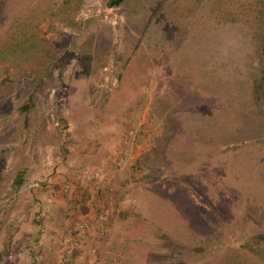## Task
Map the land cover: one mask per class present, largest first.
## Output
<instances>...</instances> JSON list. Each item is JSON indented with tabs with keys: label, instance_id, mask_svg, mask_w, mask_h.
<instances>
[{
	"label": "rangeland",
	"instance_id": "rangeland-1",
	"mask_svg": "<svg viewBox=\"0 0 264 264\" xmlns=\"http://www.w3.org/2000/svg\"><path fill=\"white\" fill-rule=\"evenodd\" d=\"M248 15L242 0H0V264H264ZM104 151L118 204L89 261L62 236L80 213L67 230L49 209L89 202L75 181Z\"/></svg>",
	"mask_w": 264,
	"mask_h": 264
},
{
	"label": "crops",
	"instance_id": "crops-1",
	"mask_svg": "<svg viewBox=\"0 0 264 264\" xmlns=\"http://www.w3.org/2000/svg\"><path fill=\"white\" fill-rule=\"evenodd\" d=\"M104 153H105L104 156L102 155L103 153H100L102 158V164H104V167L99 169L96 177L95 174L92 175L90 174L88 175L87 180L78 177V181H75L76 183L75 187H80L79 184L83 187V188H77L78 192L84 191V188L87 189L85 193L80 197V199L82 200L88 199L86 201L89 202L87 204H84L85 202L83 203L81 202L80 204H77L76 202L69 201L68 203H63V205L60 206L52 205V207H50L49 209L52 212L51 214H54V212H56V214H54L53 215L54 217L52 218L53 220L52 223H54L53 225L54 226L62 225L63 227H65V229L67 228V230L71 226L70 225L71 221H74L73 215H76L77 212L80 213V217L83 218L82 222L87 223L86 228L81 229V231L79 230L80 228H75V231L73 228L72 230L70 229L66 231L67 233L63 232L62 236L65 237L67 236V238H74V240L83 238L82 244L80 245V250L82 252L79 255L82 256L83 258L90 259L89 261H91L94 257L97 256L96 253L99 248L97 247V244L100 241L101 236L103 237L105 236V234L107 235L109 231L111 232V230H109L110 221L112 216H114V212L117 209L116 205L118 204L117 200L114 199L112 200L111 192H110V188H111L110 184L111 181L114 180L113 177L115 176L114 174L117 171L114 172L113 169L107 168L106 163L112 157H108V154L105 151ZM97 155L98 153L96 154L95 157H99V155L98 156ZM89 157L90 159L92 158L91 155L90 156L87 155L86 159L87 158L89 159ZM138 178L139 176L137 175L130 179V182L128 184L129 188L127 194H129L131 191L132 193L137 195V198H141L144 194H146L145 192L146 188L145 187L144 189L135 188V184H138L135 182V179ZM95 183H99V185L96 186L94 185ZM129 206H132V204H130ZM97 210H101L102 211L101 214H105V218L108 219V222L105 223L104 226H102L103 223L99 217L101 214L100 215L96 214ZM74 232L77 233L75 234ZM55 241H57V238L55 239ZM66 250L68 254L71 253V250L69 249ZM84 263L87 264L88 262L86 261Z\"/></svg>",
	"mask_w": 264,
	"mask_h": 264
},
{
	"label": "trees",
	"instance_id": "trees-1",
	"mask_svg": "<svg viewBox=\"0 0 264 264\" xmlns=\"http://www.w3.org/2000/svg\"><path fill=\"white\" fill-rule=\"evenodd\" d=\"M125 0H109V5L118 6ZM249 15L244 17V23L254 32V38L257 41V53L259 57L258 66L254 67L248 79L251 82V92L253 105L259 110V114L264 121V0H242ZM231 8V7H230ZM232 14V12H231ZM235 16L230 21H236ZM18 185L22 180L18 179ZM256 238L264 241V233L256 235Z\"/></svg>",
	"mask_w": 264,
	"mask_h": 264
},
{
	"label": "built area",
	"instance_id": "built-area-1",
	"mask_svg": "<svg viewBox=\"0 0 264 264\" xmlns=\"http://www.w3.org/2000/svg\"><path fill=\"white\" fill-rule=\"evenodd\" d=\"M99 217H100V219H103V218H105V214H101ZM86 226H87V223L86 222L82 223L81 224V229H85Z\"/></svg>",
	"mask_w": 264,
	"mask_h": 264
}]
</instances>
